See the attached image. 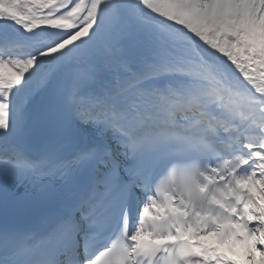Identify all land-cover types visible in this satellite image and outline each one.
I'll return each instance as SVG.
<instances>
[{"label":"snow or ice","instance_id":"snow-or-ice-1","mask_svg":"<svg viewBox=\"0 0 264 264\" xmlns=\"http://www.w3.org/2000/svg\"><path fill=\"white\" fill-rule=\"evenodd\" d=\"M0 264H264V0H0Z\"/></svg>","mask_w":264,"mask_h":264}]
</instances>
